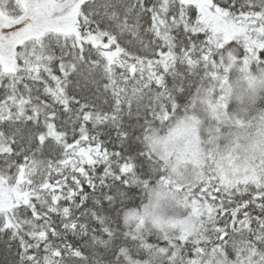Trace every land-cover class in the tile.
Masks as SVG:
<instances>
[{
	"label": "snow or ice",
	"instance_id": "obj_1",
	"mask_svg": "<svg viewBox=\"0 0 264 264\" xmlns=\"http://www.w3.org/2000/svg\"><path fill=\"white\" fill-rule=\"evenodd\" d=\"M0 264H264V0H0Z\"/></svg>",
	"mask_w": 264,
	"mask_h": 264
}]
</instances>
